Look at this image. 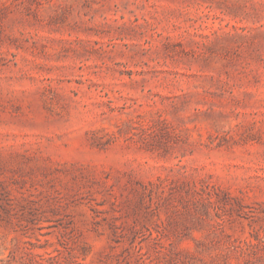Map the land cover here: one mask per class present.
Listing matches in <instances>:
<instances>
[{
  "label": "rangeland",
  "instance_id": "obj_1",
  "mask_svg": "<svg viewBox=\"0 0 264 264\" xmlns=\"http://www.w3.org/2000/svg\"><path fill=\"white\" fill-rule=\"evenodd\" d=\"M0 264H264V0H0Z\"/></svg>",
  "mask_w": 264,
  "mask_h": 264
}]
</instances>
